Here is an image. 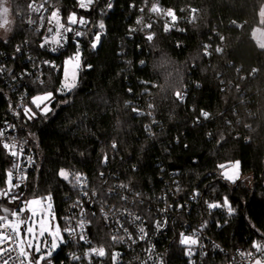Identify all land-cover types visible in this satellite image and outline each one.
<instances>
[{
    "label": "trees",
    "instance_id": "obj_1",
    "mask_svg": "<svg viewBox=\"0 0 264 264\" xmlns=\"http://www.w3.org/2000/svg\"><path fill=\"white\" fill-rule=\"evenodd\" d=\"M38 1L11 0L16 28L0 40V51L14 53L25 45L36 58L62 63L77 44L70 40L60 56L42 51L27 26L29 5ZM47 4L60 9L64 23L72 12L88 21L80 40L82 66L68 92L60 91L63 71L50 72L43 84L29 82V106L38 94L53 92L52 110L31 120L16 112L18 93L0 82V119L13 121L40 151L22 202L12 206L0 199V206L18 210L25 200L50 195L54 218L63 227L84 192L106 205L116 200L108 190L131 188L142 192L155 212L161 196L176 187L178 194L170 195L176 205L194 192L201 195L204 209L185 217L203 223L210 215V234L223 246L248 252L254 242H264V49L253 36L261 27L264 0H97L90 11L79 9L76 0ZM154 4L172 9L177 19L152 13ZM148 24L151 28L144 27ZM9 61L19 70L29 68L23 58ZM202 111L209 113L207 119ZM237 161L241 179L230 183L219 166ZM10 169L0 148V189ZM61 169L81 174L88 185L79 188L71 175V183L64 180ZM225 198L231 215L226 207L207 213L208 203L222 204ZM91 230L95 245L112 248L99 218ZM171 249L174 262L184 260L176 243ZM70 251L61 244L42 264H79L68 257ZM210 257L214 264L227 262Z\"/></svg>",
    "mask_w": 264,
    "mask_h": 264
},
{
    "label": "built area",
    "instance_id": "obj_2",
    "mask_svg": "<svg viewBox=\"0 0 264 264\" xmlns=\"http://www.w3.org/2000/svg\"><path fill=\"white\" fill-rule=\"evenodd\" d=\"M47 2L48 0H41L32 2L31 4H34V6L44 4V8H47L48 11L41 9L39 12H35L29 7L27 26L37 34L39 46L43 43L45 36L48 35L47 29L54 27V24L48 23V17L55 7L47 4ZM193 9L190 8V11L192 12ZM196 12L197 10L195 9L193 13ZM41 17L44 19L42 20ZM77 18L79 19V17ZM191 19L192 16L187 17L188 21ZM30 20L32 23H29ZM61 21L64 23L62 17ZM65 24L67 26V23ZM87 27V25H73V31L66 34L67 42L63 44V47H58L55 52L51 50L53 45L40 48L47 54L60 56L69 50L68 43L72 40L76 44L78 42L79 49H81L80 40L83 36L76 37L74 32H84ZM29 44L27 42L26 46L29 47ZM18 47L20 51L16 50ZM25 48V45H17L14 53L0 51V82L7 84L13 91L18 93L16 112L19 110L24 111V108L30 105L29 94L27 92L29 82L45 83L50 72L57 73L63 71L65 60L76 54L73 53L62 63H58L57 61L45 58H36L29 49ZM79 55L81 68V51ZM10 57L14 60L16 58H23L26 64L29 65V68L17 69V65L11 61L8 62ZM45 61H49L50 63H45ZM51 65H55V67ZM0 130H3L5 133L4 137L0 139L9 144L15 141L18 153L20 147L22 146L23 148V154L14 157L0 144V148L5 151L11 160V169L13 164H20V170L14 171L13 176V182L20 183V187L16 189L20 199L13 203H8L5 199L9 205L13 206L22 202L24 193L29 188L31 176L38 166L40 151L21 134L20 129L13 121L0 119ZM21 175L25 177L22 182L18 179ZM85 180L86 184L84 186L79 185V188L88 185L87 179ZM85 193L84 199L74 207L72 215L64 220L62 227L64 242L61 244L66 243L71 246L72 251L68 253V257L73 262L79 264H214L213 259L210 257L211 254L219 255L222 259H227L225 264H253L258 258L264 260V254L257 252L254 247L248 252L240 249L231 250L216 241L210 234L208 226V223L213 220L210 215L207 216L205 221H201L203 223H192L185 217L186 215H191L194 209H204L202 207L201 195L198 192L192 193L184 202V205H176L170 201L171 196L178 194V190L175 187V190H171L169 194L164 193L161 196L162 203L157 207L155 212L151 211V208L148 207L143 193L131 188L108 190L107 195L112 198L111 200L114 198L116 200L106 205L99 202L96 203L97 195L92 197L88 193L85 195ZM205 209L207 213L212 210L208 208V204ZM137 216L140 218L139 220L135 219ZM96 217L99 218L102 227L109 233L112 247L110 250L104 246H97L93 242L91 228L93 227V221L97 219ZM81 220L85 222L83 234L86 239L80 238L81 229L77 227L78 222ZM157 222L160 223L161 227L157 228ZM66 227L74 228L76 230L75 234L69 235L68 232H65L64 229ZM140 227L145 229L144 234L139 232ZM125 228L127 232L124 231ZM181 233L197 239V244L191 246L181 244ZM129 235H131V239H129ZM141 235L144 236L143 239L140 238ZM114 236L117 237L116 240H113ZM121 237L122 239H120ZM174 243H176L179 250L183 251V261H173L171 248ZM260 244L264 245V242ZM100 247L105 249L104 256H98L91 252V249H98ZM3 249H7V251H3ZM20 249L18 239L0 244V264H28L26 257L20 255ZM248 253H252V255H248ZM114 254H117L115 260H113ZM73 257H78V259H73Z\"/></svg>",
    "mask_w": 264,
    "mask_h": 264
},
{
    "label": "snow or ice",
    "instance_id": "obj_3",
    "mask_svg": "<svg viewBox=\"0 0 264 264\" xmlns=\"http://www.w3.org/2000/svg\"><path fill=\"white\" fill-rule=\"evenodd\" d=\"M95 2V0H77V3L79 5L80 9H83L85 11H90V6ZM29 7L35 11V12H39L41 9H44V11H48L47 8H44V4H40L39 6H34V4H30ZM112 4L109 3L108 4V8L111 9ZM150 11L152 13H155L157 15L163 14L165 16H169L171 17V20L174 22L177 17L175 15V13L173 12L172 9H168L167 11L161 9L159 7L158 4H154ZM141 12H143V9H141ZM192 12H195V9L192 10ZM9 13V9L8 7H4L2 6V0H0V16L3 17V23H0V27H4L5 25H7L9 23L8 19H7V15ZM264 15V14H262ZM41 19L43 20L44 18L41 17ZM193 19H195V17L193 16ZM29 23H32V21L30 20ZM48 23L49 24H54V27H49L47 29V33L51 34V35H46L44 38L43 43H41L40 47L44 48L47 45H53V47L51 48V50L53 52L57 51L58 47H63V44L67 42V33L72 32L73 25H87L88 21L86 19H84L83 17H80L79 19L77 18V14L75 12H72L68 15L67 17V26L65 23L61 22V16H60V9L59 8H54L51 11V15L48 17ZM137 24H141L142 23V19H138L136 21ZM104 23L101 21L99 24V28L100 29H104ZM145 28H151V24L148 25H144ZM168 27H165V31H168ZM132 31H135V29H132ZM74 35L76 37H80V36H84L85 33L81 32V31H75ZM253 36H255V32L253 33ZM153 39V35L149 34L147 36V40L151 41ZM222 39V37H221ZM100 40V36L96 35L95 36V41H99ZM259 47L261 49H264V42H260L257 41ZM92 47L95 48L96 47V43L94 42L92 44ZM208 46L205 45V55H208L210 53H208L207 51ZM17 51H20L19 47L16 49ZM222 49L221 48H216V52H221ZM80 49H79V43L77 42V51L76 54L73 57H69L65 62V77L67 79L68 77V68L67 65L72 64V68H73V72H72V79H73V83L71 84H64L62 85L60 91H64V90H68L71 91L72 88L75 87V76H76V70H78L80 68V55H79ZM45 63H50L49 61H45ZM143 63V62H141ZM52 67H55V65H51ZM255 71V70H254ZM43 83V82H41ZM177 97L179 99H183V96L180 93H176ZM53 98V92L49 91L46 92L43 95H37L35 97H33L32 99V105L35 106V109L38 110L41 114L43 115H47L48 112H50L52 109L50 107V102ZM149 107H151V105H149ZM135 110V109H134ZM24 114L25 116H27V118L29 120L35 118V116L37 115V112H34L32 108L30 107H25L24 108ZM201 116L205 119H207L209 117V113L206 111H202L201 112ZM5 135L3 130H0V138H3ZM0 144H2V147L6 150H8L9 154L14 156V157H18L19 155L23 154V148L22 146L20 147V151L19 153L16 151L17 149V145L15 143V141H13L11 144H9L8 142L3 141L2 139H0ZM116 145L113 144V148H115ZM106 159V158H105ZM220 168H225V165H220ZM234 167L238 168L239 167V162L237 161L234 165ZM20 170V164L16 163L13 164L12 169L8 170L6 172V179L4 181L5 183V187L3 189H0V198H5L8 203H13L15 201H17L18 199H20L19 195L16 192V189H18L20 187V183H14L13 182V176H14V171H19ZM59 176L61 178H63L64 180L69 181L70 183L72 182V180H70V175L72 176V179H74L75 183L81 186H84L86 184V180L84 178H82V176L80 174H70L68 171L61 169L59 171ZM225 178L232 181L233 183L235 182V177L233 175H228L227 173L224 174ZM19 181L22 182L25 177L23 175L19 176ZM122 187H126L123 186ZM85 195H87V193H85ZM51 199L52 197L49 195L47 197H41V198H34L32 200H25L23 203L25 205V207L19 208V210H11L8 207H3L0 206V211H2L4 213V215H0V244H3L9 240H15V239H19L21 237V228L24 229V231L31 235L33 237V239L35 238V233H34V228L32 226V224L29 223V220H31V217H28L26 219H21V215L25 212L26 209L32 211V215L35 216V210L30 208V206L32 205H41L42 201L47 200L48 201V205L47 207L49 209H51ZM221 207H226L227 211L229 213V215H231L234 211V209L231 207V205L228 203L227 198L224 199L223 203H208V208L209 209H215V208H221ZM136 220H139L140 218L137 216L135 217ZM157 228L161 227L160 223L157 222ZM77 227L79 229H81V235L80 238L81 239H86V237L83 234V229L85 227V222L83 220L78 222ZM121 227H123V225H121ZM65 232H68L69 235H74L75 234V229L74 228H65L64 229ZM125 232H127V229H124ZM45 232H49V234L52 236V241H51V248L48 250L47 252V256H51L52 255V251L55 250L58 247L59 243H63V236L61 235V229L59 228V226H55L54 230H50L49 225L47 222L45 221H41L40 222V230H39V235L40 236H44ZM139 232L141 234L145 233V229L143 227H140ZM141 239L144 238L143 235H141L140 237ZM117 237H113V240H116ZM122 239V237L120 238ZM129 239H131V235H129ZM261 239H264V234H261ZM197 239L193 238V237H189V236H185L183 233H181V240L180 243L184 244V245H195L197 244ZM21 244H23V240H21ZM28 247L31 248L33 247L32 245V240L30 239L28 241ZM253 247L256 249L257 252H260L262 254H264V245L260 244V243H253ZM37 251H39V247H37L36 249ZM3 251H7V249H3ZM190 251V249H189ZM91 252L98 255V256H104L105 255V249L103 247H100L98 249L94 248L91 249ZM20 255L21 256H27L28 253L24 251L23 248L20 249ZM116 255H113V260L116 259ZM243 255V253H242ZM248 255H252V253H248ZM41 259H45L44 256H41ZM73 259H78V257H73ZM32 264H39V262L37 261H33ZM255 264H262V261L260 259L255 260Z\"/></svg>",
    "mask_w": 264,
    "mask_h": 264
},
{
    "label": "rangeland",
    "instance_id": "obj_4",
    "mask_svg": "<svg viewBox=\"0 0 264 264\" xmlns=\"http://www.w3.org/2000/svg\"><path fill=\"white\" fill-rule=\"evenodd\" d=\"M96 2H97V0H95L94 3H96ZM2 6L8 7V9H9V13L7 15V19L9 21V23L7 25H5L4 27H0V40H7L12 35L13 31L15 30L16 22H15V19L13 17V12H12V7H11V0H2ZM262 14H264V10H263ZM0 23H3V17L2 16H0ZM262 25H264V15L261 16V27L257 28L254 31L255 32L254 39H255L256 42L257 41L264 42V28H263ZM67 68H68V77L66 79L65 71H64L65 64H64V67H63L64 83H63V85L64 84L73 83V79H72V72H73L72 64L67 65ZM79 69L76 70V76H75V81H74L75 85L77 83ZM64 92H68V90H64ZM45 93H41V94H38V95H43ZM29 107L32 108L34 112H37V115L40 113L38 110L35 109L34 105H33V107L32 106H29ZM50 107H51V102H50ZM41 115H43V114H41ZM235 163L236 162H233V163L225 166V168H223V170H222V175H223L224 179L226 181H229L230 183H233V182L225 178V175H224L225 173H227L228 175H233L235 177V182H237L238 180L241 179L240 165H239L238 168H236V167H234ZM36 198H41V197H36ZM0 199L3 200L5 198H0ZM32 199H34V198H32ZM32 199H30V200H32ZM47 205H48V201L44 200V201H42L41 205H32V206H30V208L35 210V213H36L35 216H33L32 215V211H30L28 209H26L25 212L21 215V219H26L28 217H31V220H29V223L32 224V226L34 228V233H35V238L33 239V237L31 235L27 234L24 231V229L21 228V237L18 239V243H19L20 247L23 248L24 251L28 253V255L25 256L28 264H32V262H33V260L31 259L32 253L34 255H36V256L38 255V259H36V261L39 262V264H42L43 260L49 258V256H47V252L51 248L52 236L49 234V232H45L44 236H40L39 235L40 222L41 221L47 222L48 225H49L50 230H54L55 226L58 225L59 228L61 229V235L63 236V240H64L63 229L59 225L57 220L54 218L53 211H52V204H51V209H49L47 207ZM22 207H25V205H23ZM30 239L32 240V245H33V247H31V248L28 247V241ZM21 240H23V244H21ZM60 244L61 243H59L58 247L55 250L52 251V255L55 252H57V250L59 249ZM37 247H39V249H40L39 251L36 250ZM41 256H44L45 259L42 260ZM258 259H260L262 261V264H264V260L263 259H261V258H258ZM253 264H255V262Z\"/></svg>",
    "mask_w": 264,
    "mask_h": 264
},
{
    "label": "water",
    "instance_id": "obj_5",
    "mask_svg": "<svg viewBox=\"0 0 264 264\" xmlns=\"http://www.w3.org/2000/svg\"><path fill=\"white\" fill-rule=\"evenodd\" d=\"M48 35H50L49 33H47ZM1 215H4V213L1 211Z\"/></svg>",
    "mask_w": 264,
    "mask_h": 264
}]
</instances>
